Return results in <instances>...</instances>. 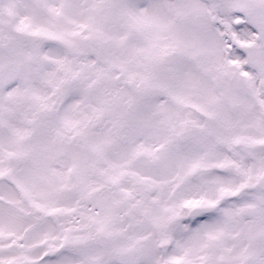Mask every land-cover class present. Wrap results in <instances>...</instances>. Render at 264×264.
Wrapping results in <instances>:
<instances>
[{"label": "snow or ice", "instance_id": "6c2138e0", "mask_svg": "<svg viewBox=\"0 0 264 264\" xmlns=\"http://www.w3.org/2000/svg\"><path fill=\"white\" fill-rule=\"evenodd\" d=\"M0 264H264V0H0Z\"/></svg>", "mask_w": 264, "mask_h": 264}]
</instances>
